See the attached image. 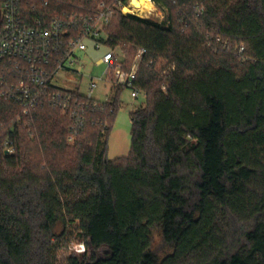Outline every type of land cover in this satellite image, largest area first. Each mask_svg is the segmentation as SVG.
<instances>
[{"label": "trees", "instance_id": "16d2710c", "mask_svg": "<svg viewBox=\"0 0 264 264\" xmlns=\"http://www.w3.org/2000/svg\"><path fill=\"white\" fill-rule=\"evenodd\" d=\"M153 2L163 23L116 0H23L47 23L112 7L104 41L128 61L147 51L146 104L131 113L130 155L110 161L114 81L107 102L69 92L85 105L74 144L69 114L0 96V264H58L75 224L86 250L65 264H264V0Z\"/></svg>", "mask_w": 264, "mask_h": 264}, {"label": "built area", "instance_id": "2783aa9c", "mask_svg": "<svg viewBox=\"0 0 264 264\" xmlns=\"http://www.w3.org/2000/svg\"><path fill=\"white\" fill-rule=\"evenodd\" d=\"M116 1L117 7L127 15L125 10L131 0L128 5L122 0ZM22 2L4 0L0 12V73H3L0 96L18 103L25 114L46 103L69 114L73 121L69 142L74 144L85 126V105L73 103L69 92H79L72 77L77 73L75 66L82 65L78 54L86 52L90 46L96 52H103L97 65L106 66L108 82L114 81L131 90L135 99L146 96L135 86V81L147 51L140 49L128 67L125 54L109 48L104 41L106 28L114 15L112 7L101 4L92 14H67L65 18L56 17L47 23L27 18ZM96 88L93 80L86 96L88 101L95 100Z\"/></svg>", "mask_w": 264, "mask_h": 264}, {"label": "rangeland", "instance_id": "374dc122", "mask_svg": "<svg viewBox=\"0 0 264 264\" xmlns=\"http://www.w3.org/2000/svg\"><path fill=\"white\" fill-rule=\"evenodd\" d=\"M153 2V0H152ZM154 4V11L152 14L140 16L139 13L134 12L136 16L143 19H151L159 23L165 21V13ZM127 15L130 13L126 12ZM92 47V46H91ZM120 51V50H119ZM121 53H126L120 51ZM79 58L82 65H76L74 73V82H77L76 89L83 96H87L89 92V85L94 80L97 88L93 93L95 100L100 102H107L114 97V90L110 82L105 79L106 66L97 65L102 52H94L92 49L87 53H79ZM128 56H126V60ZM128 61V60H127ZM133 59H129L127 65L131 66ZM71 86V85H70ZM146 96H141L138 99L132 97L131 90L125 89L121 95V107L117 114L115 123L113 125L111 134L108 140L107 159L114 161L117 159L127 158L130 155L132 147V122L131 113L145 106ZM61 232V228L58 233ZM154 248L161 258L169 252V249L161 242L160 236L156 233ZM86 250L83 242L80 240V233L77 229V224L68 227L65 237L61 240V249L58 253V264H65L67 259L73 255L80 256Z\"/></svg>", "mask_w": 264, "mask_h": 264}, {"label": "bare ground", "instance_id": "6f19581e", "mask_svg": "<svg viewBox=\"0 0 264 264\" xmlns=\"http://www.w3.org/2000/svg\"><path fill=\"white\" fill-rule=\"evenodd\" d=\"M136 11L140 16L152 14L154 4L152 0H131V5L126 8V12Z\"/></svg>", "mask_w": 264, "mask_h": 264}, {"label": "crops", "instance_id": "0c3cea01", "mask_svg": "<svg viewBox=\"0 0 264 264\" xmlns=\"http://www.w3.org/2000/svg\"><path fill=\"white\" fill-rule=\"evenodd\" d=\"M91 49L93 50V48L90 46L89 49H88L86 52H84V53H87V52L91 51ZM93 51H94V50H93ZM94 52H96V51H94ZM102 55H103V52H102ZM102 55H101V57H102ZM101 57H100V59H101ZM100 59H99V60H100ZM99 60H98V61H99ZM98 61H97V62H98Z\"/></svg>", "mask_w": 264, "mask_h": 264}]
</instances>
